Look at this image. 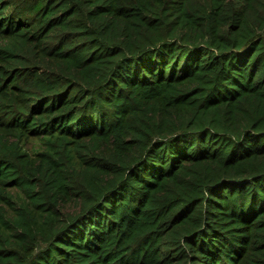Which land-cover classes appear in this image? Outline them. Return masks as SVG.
Instances as JSON below:
<instances>
[{"label": "trees", "instance_id": "16d2710c", "mask_svg": "<svg viewBox=\"0 0 264 264\" xmlns=\"http://www.w3.org/2000/svg\"><path fill=\"white\" fill-rule=\"evenodd\" d=\"M0 264H264V0H0Z\"/></svg>", "mask_w": 264, "mask_h": 264}, {"label": "rangeland", "instance_id": "374dc122", "mask_svg": "<svg viewBox=\"0 0 264 264\" xmlns=\"http://www.w3.org/2000/svg\"><path fill=\"white\" fill-rule=\"evenodd\" d=\"M30 146V144H28V147Z\"/></svg>", "mask_w": 264, "mask_h": 264}]
</instances>
